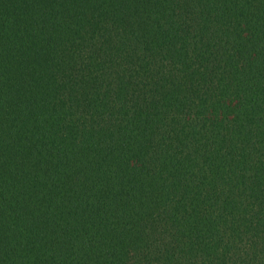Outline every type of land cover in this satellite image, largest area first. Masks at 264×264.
Masks as SVG:
<instances>
[{"label": "trees", "instance_id": "trees-1", "mask_svg": "<svg viewBox=\"0 0 264 264\" xmlns=\"http://www.w3.org/2000/svg\"><path fill=\"white\" fill-rule=\"evenodd\" d=\"M0 264H264V0H0Z\"/></svg>", "mask_w": 264, "mask_h": 264}]
</instances>
